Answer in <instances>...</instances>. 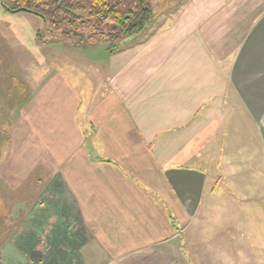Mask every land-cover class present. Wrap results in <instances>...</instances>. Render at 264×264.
I'll return each mask as SVG.
<instances>
[{"label":"crops","instance_id":"crops-1","mask_svg":"<svg viewBox=\"0 0 264 264\" xmlns=\"http://www.w3.org/2000/svg\"><path fill=\"white\" fill-rule=\"evenodd\" d=\"M153 5L144 34L105 51V92L43 76L0 106L4 186L58 177L84 264H205L220 237L264 251V0Z\"/></svg>","mask_w":264,"mask_h":264},{"label":"rangeland","instance_id":"rangeland-1","mask_svg":"<svg viewBox=\"0 0 264 264\" xmlns=\"http://www.w3.org/2000/svg\"><path fill=\"white\" fill-rule=\"evenodd\" d=\"M152 2L160 10L172 4V0ZM41 27L37 16L7 12L0 4V106L18 108L43 76H64L82 88L84 99L88 91L99 94L108 89L111 67L103 61L104 46L78 45L59 33H46V42H40L36 32ZM2 109L1 132L9 128ZM42 175L44 187L36 183ZM52 180V172L33 171L19 188H7L0 177V264H84L85 228L66 189L58 187V177L56 183ZM220 240V252H209L205 264H264L257 237H252L251 245L239 241L237 247L228 237ZM250 247L254 251H246Z\"/></svg>","mask_w":264,"mask_h":264},{"label":"trees","instance_id":"trees-1","mask_svg":"<svg viewBox=\"0 0 264 264\" xmlns=\"http://www.w3.org/2000/svg\"><path fill=\"white\" fill-rule=\"evenodd\" d=\"M0 4L5 10L25 9L37 16L42 24L36 32L40 42H46V33H59L78 45L100 44L109 55L144 34L156 17L152 0H0Z\"/></svg>","mask_w":264,"mask_h":264},{"label":"water","instance_id":"water-1","mask_svg":"<svg viewBox=\"0 0 264 264\" xmlns=\"http://www.w3.org/2000/svg\"><path fill=\"white\" fill-rule=\"evenodd\" d=\"M7 11L11 12V13H15V12H25V9H19V10H15V11H10L9 9L6 8Z\"/></svg>","mask_w":264,"mask_h":264}]
</instances>
